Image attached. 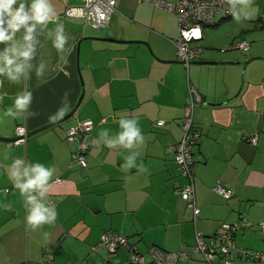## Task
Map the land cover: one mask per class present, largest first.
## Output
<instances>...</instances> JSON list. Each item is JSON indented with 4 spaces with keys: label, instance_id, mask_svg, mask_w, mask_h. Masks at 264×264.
<instances>
[{
    "label": "crops",
    "instance_id": "obj_1",
    "mask_svg": "<svg viewBox=\"0 0 264 264\" xmlns=\"http://www.w3.org/2000/svg\"><path fill=\"white\" fill-rule=\"evenodd\" d=\"M51 3L60 16L66 7L81 1ZM116 7L103 28L88 26L82 18L60 21L70 37L66 47H72L64 70L56 67L59 53L52 41L40 37L44 46L33 62L43 58L48 63L46 82L38 84L33 73L26 85L33 97L30 111L38 115L4 117L22 86L5 80L0 89L2 137H14L18 125L29 133L52 123L49 117L62 106L65 92L70 94L65 115L75 110L64 121L29 135L25 146L0 141V264H128L127 249L119 248L110 256L99 246L104 232L126 237L149 260L151 247L189 252L195 232L211 237L221 224L241 219L253 226L236 234L237 246L264 250V232L257 226L264 221V25H259L264 5L254 19L237 22L231 17L204 26L202 42L192 44L202 49L198 61L220 63L195 61L188 68L176 57L173 40L178 30L173 15L137 0H117ZM54 27L48 24V29ZM108 32L116 40L129 42L108 41ZM21 35L17 33V38ZM241 40L249 43L247 51L231 49ZM188 81L203 99L193 117L200 134L192 152L200 208L196 221L178 193L186 180L174 162ZM122 115L136 118L145 137L136 161L148 169L145 173L137 168L123 171L130 150L108 148L100 139L102 130L108 131V138L121 131ZM84 120L93 122L95 146L88 151L83 170L72 164L76 143L64 136L68 128ZM158 121L163 124L157 125ZM255 134L257 142L252 145L245 138ZM23 157L27 163L55 169L48 199H55L57 220L35 231L26 226L24 199L7 172L14 159ZM55 178L60 183H54ZM217 180L234 195L224 198L215 193L212 186ZM9 204L11 210L5 208ZM179 264L206 263L181 260ZM213 264L223 261L217 258ZM233 264L264 262L236 255Z\"/></svg>",
    "mask_w": 264,
    "mask_h": 264
},
{
    "label": "built area",
    "instance_id": "obj_2",
    "mask_svg": "<svg viewBox=\"0 0 264 264\" xmlns=\"http://www.w3.org/2000/svg\"><path fill=\"white\" fill-rule=\"evenodd\" d=\"M80 5L66 7L64 13L59 16L60 21L65 17L82 18L86 25L99 29L106 27L111 15L117 10V0H80ZM146 2L153 7L173 15L177 21L178 35L173 40L176 57L185 68L202 58V49L192 44L203 39V27L211 26L219 21L233 17L227 6L219 0H137ZM259 25H264V14L259 18ZM250 45L241 40L234 43L231 49L247 51ZM203 104L199 91L188 81L187 102L184 106L181 120V138L174 146V162L179 169L180 175L185 178L186 184L178 189V193L184 199L186 206L193 213V221H196L200 208L196 205L194 174L195 161L193 148L199 141L200 134L194 126L193 117L196 108ZM158 121L157 125L163 124ZM93 122L84 120L65 131V140L76 143V149L72 154V164L81 169L87 168V153L95 146V140L91 136ZM72 130H75L74 133ZM15 139L11 142L15 146H25L28 138V130L24 125H18L14 129ZM247 142L255 145L257 135L245 138ZM17 159V158H16ZM20 159H24L20 158ZM15 160V159H14ZM26 161V160H25ZM54 183H60L55 178ZM212 190L224 198L234 195L232 189L224 186L217 180ZM49 200L54 203V197ZM253 223L246 219L237 222L223 223L218 231L211 237H205L195 232V242L189 252L177 250L167 252L156 247L148 250L149 260L132 246L128 239L118 233L106 231L100 237L99 246H103L110 256L114 255L119 248H125L129 252L128 264H179L181 260L190 262L201 261L213 264L217 258H221L223 264H233L236 255L247 261L264 262V250H249L237 246L235 236L238 232H246ZM258 228L264 232V221L257 223ZM96 248H93L95 250Z\"/></svg>",
    "mask_w": 264,
    "mask_h": 264
},
{
    "label": "clouds",
    "instance_id": "obj_3",
    "mask_svg": "<svg viewBox=\"0 0 264 264\" xmlns=\"http://www.w3.org/2000/svg\"><path fill=\"white\" fill-rule=\"evenodd\" d=\"M219 2L227 6V11L237 22L255 18V0H219ZM49 23L55 24V27L48 29ZM21 32L22 35L17 38V33ZM41 36L52 41L53 47L59 53L56 67L58 70H64L69 64L68 56L72 47H66L70 37L65 33L64 25L60 22L51 0H0V45H3L0 48V89H3L5 80L9 84L22 86L15 95L13 105L3 113L4 117L28 119L38 115L30 111L33 97L26 85L33 73L38 84L46 82L48 63L43 58L38 63L33 62L37 58L38 51L44 46ZM69 95L68 92L64 93L62 106L49 117L50 121L56 122L62 119L70 110ZM119 127L121 131L113 138H108V131L102 130L100 139L108 148L114 149L119 146L130 150L131 154L124 158L123 171L137 168L141 173L147 172L148 169L142 162L136 163L141 155L138 149L145 144V137L137 119L122 115L119 119ZM74 131L72 130L73 133ZM7 158L6 154L5 159ZM7 172L14 187L24 199L28 229L35 231L45 224H54L58 214L48 196L52 190L50 181L55 169L40 163H27L24 159L17 158L8 166ZM5 208L11 210V205H5Z\"/></svg>",
    "mask_w": 264,
    "mask_h": 264
},
{
    "label": "water",
    "instance_id": "obj_4",
    "mask_svg": "<svg viewBox=\"0 0 264 264\" xmlns=\"http://www.w3.org/2000/svg\"><path fill=\"white\" fill-rule=\"evenodd\" d=\"M106 40H108V41H112V42H119V43H126V42H129V41H126V40H116V39H115V34L112 33V32H108V33H107V38H106ZM197 63H220V62H216V61H215V62H212V61H211V62L197 61ZM81 99H82V96H81V98L79 99V103H80ZM74 112H75V110H72L70 113H68L67 115H65L62 119H60V120H58V121H56V122H52V123H50V124H47V125H45V126L39 128V129H37V130H34L33 132H29V133H28V136H29V135H32V134H34V133H36V132H38V131L44 130V129H46V128H49V127H51V126H53V125H55V124H57V123H60V122L64 121L65 119L71 117V116L74 114ZM14 139H15V137H2V136H0V141H3V142H10V143H11Z\"/></svg>",
    "mask_w": 264,
    "mask_h": 264
},
{
    "label": "rangeland",
    "instance_id": "obj_5",
    "mask_svg": "<svg viewBox=\"0 0 264 264\" xmlns=\"http://www.w3.org/2000/svg\"><path fill=\"white\" fill-rule=\"evenodd\" d=\"M261 5H264V0H255V4H254V13L258 14L260 13L261 11H259V8ZM261 16V15H260ZM257 27H258V21L256 23ZM254 25H255V22H254ZM252 27H253V22H252ZM259 28V27H258ZM202 41H199L197 43H201Z\"/></svg>",
    "mask_w": 264,
    "mask_h": 264
},
{
    "label": "trees",
    "instance_id": "obj_6",
    "mask_svg": "<svg viewBox=\"0 0 264 264\" xmlns=\"http://www.w3.org/2000/svg\"><path fill=\"white\" fill-rule=\"evenodd\" d=\"M128 257H129V255H128Z\"/></svg>",
    "mask_w": 264,
    "mask_h": 264
}]
</instances>
